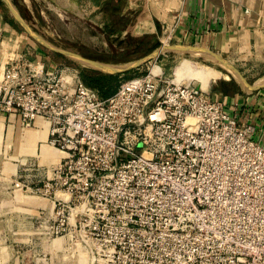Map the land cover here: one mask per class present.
<instances>
[{
  "label": "rangeland",
  "instance_id": "rangeland-1",
  "mask_svg": "<svg viewBox=\"0 0 264 264\" xmlns=\"http://www.w3.org/2000/svg\"><path fill=\"white\" fill-rule=\"evenodd\" d=\"M11 1L37 35L90 59L129 64L162 45L173 46L156 35L136 36L127 30L132 23L122 16L124 2L97 0L96 7L89 3L93 0H85L80 8L77 3L84 0H67L65 7L56 0ZM0 7L26 41L44 53L34 61L45 57L48 64L85 71L87 76L103 73L39 45L3 0ZM87 37L93 38L92 44L80 42ZM184 58L223 74L203 90L212 93L218 83L224 93L226 82L229 94L241 92L213 59L171 51L117 74L116 84L154 70V65L173 78ZM243 70L248 83L264 81V67L258 63L249 62ZM182 83L198 84L187 79ZM7 126L0 118V264H264V164L253 155L228 145L226 170L201 185H172L162 197L149 193L144 183L116 179L94 184L83 199L70 198L52 180L59 176L63 154L46 143L45 154L41 145L37 152L14 145L17 136L8 133ZM46 138L42 133L40 139ZM195 186H200L199 193Z\"/></svg>",
  "mask_w": 264,
  "mask_h": 264
},
{
  "label": "built area",
  "instance_id": "built-area-1",
  "mask_svg": "<svg viewBox=\"0 0 264 264\" xmlns=\"http://www.w3.org/2000/svg\"><path fill=\"white\" fill-rule=\"evenodd\" d=\"M2 115L22 129L47 127L48 144L63 154L52 180L70 198L83 199L94 184L116 179L144 183L157 197L172 185H201L226 170L228 145L264 164V142L256 141L252 124L198 84H178L153 69L104 97L79 70L23 56L5 59L0 43Z\"/></svg>",
  "mask_w": 264,
  "mask_h": 264
},
{
  "label": "crops",
  "instance_id": "crops-1",
  "mask_svg": "<svg viewBox=\"0 0 264 264\" xmlns=\"http://www.w3.org/2000/svg\"><path fill=\"white\" fill-rule=\"evenodd\" d=\"M59 6H66L67 0H56ZM85 1V0H84ZM79 1L78 7H85L86 1ZM125 3L124 18L128 20L127 30L136 36L156 35L170 41L173 45L196 47L219 55L240 73L249 62L264 67V0H111ZM97 0L89 3L99 7ZM127 32V31H125ZM13 24L7 20L0 7V43L4 58L23 56L34 60L38 54L44 55L39 48L26 41ZM80 40V38H79ZM84 45L92 44L93 38L87 37ZM47 61V58L42 57ZM50 66H56L53 62ZM257 64H255L256 66ZM243 66V67H242ZM249 70H254L251 68ZM211 95L226 105L229 113L240 122L252 124L256 129L255 139L264 142V89L253 93L241 89L226 95L216 83ZM8 124V133L16 134L14 145L24 150L38 151L46 147L48 138L39 137L47 127L38 123L30 129H22L16 119L0 116ZM49 145V144H48ZM50 146V145H49ZM52 147V146H51ZM41 154H45L42 148Z\"/></svg>",
  "mask_w": 264,
  "mask_h": 264
},
{
  "label": "water",
  "instance_id": "water-1",
  "mask_svg": "<svg viewBox=\"0 0 264 264\" xmlns=\"http://www.w3.org/2000/svg\"><path fill=\"white\" fill-rule=\"evenodd\" d=\"M6 6L8 7L9 11L15 18V20L22 26V28L30 35V37L35 40L39 45H42L46 49H49L50 51L57 53L67 59H70L82 66L101 71L106 74H124L127 72H130L135 69H139L140 67L144 66L150 61L156 60L162 53L171 51V52H177L182 54L192 53L191 51H199L201 53H204L206 55H210L211 58L214 60V62L220 64L222 68L228 72V74L234 78L235 82L240 86V88L248 93H253L255 91H258L260 89H264V81L261 83H255L250 84L246 80V78L240 73L238 69H236L231 63L223 59L217 54H214L210 51L199 49L196 47H185V46H179V45H173L171 47H165L164 45L160 46L159 48L155 49L152 53L144 57L143 59L129 64H109L106 62L94 60L87 58L79 53L59 48L54 45H52L50 42L45 40L44 38L37 35L26 23V21L23 19L22 15L20 14L17 7L13 4L11 0H3ZM203 54V55H204ZM212 60V61H213Z\"/></svg>",
  "mask_w": 264,
  "mask_h": 264
},
{
  "label": "bare ground",
  "instance_id": "bare-ground-1",
  "mask_svg": "<svg viewBox=\"0 0 264 264\" xmlns=\"http://www.w3.org/2000/svg\"><path fill=\"white\" fill-rule=\"evenodd\" d=\"M192 55H202L199 51H191ZM210 60H212L210 55H206ZM154 71L160 72L162 68L159 65H154ZM223 74L211 67H207L204 64L195 62L190 59H183L178 66H176L173 73V80L175 83L181 84L184 80L196 81L198 86L202 89L207 88V83L209 80H217L222 78ZM228 78V75L225 76ZM40 138V137H39Z\"/></svg>",
  "mask_w": 264,
  "mask_h": 264
},
{
  "label": "trees",
  "instance_id": "trees-1",
  "mask_svg": "<svg viewBox=\"0 0 264 264\" xmlns=\"http://www.w3.org/2000/svg\"><path fill=\"white\" fill-rule=\"evenodd\" d=\"M84 72L85 71L81 72V77H82L83 82L87 86L102 92L104 94L103 95L104 97L113 95L119 88V86L116 84V80L119 75L99 73L97 75L87 76V75H84ZM136 74H139V73H134L130 77ZM224 84L226 86V92L224 91V93L226 95H230L228 92L229 91L228 83L225 82Z\"/></svg>",
  "mask_w": 264,
  "mask_h": 264
}]
</instances>
